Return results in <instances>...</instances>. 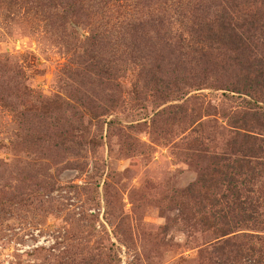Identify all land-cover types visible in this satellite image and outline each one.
I'll use <instances>...</instances> for the list:
<instances>
[{
	"label": "rangeland",
	"instance_id": "374dc122",
	"mask_svg": "<svg viewBox=\"0 0 264 264\" xmlns=\"http://www.w3.org/2000/svg\"><path fill=\"white\" fill-rule=\"evenodd\" d=\"M218 1L0 0V264H248L188 192L249 109L190 86L229 79L188 49Z\"/></svg>",
	"mask_w": 264,
	"mask_h": 264
},
{
	"label": "trees",
	"instance_id": "16d2710c",
	"mask_svg": "<svg viewBox=\"0 0 264 264\" xmlns=\"http://www.w3.org/2000/svg\"><path fill=\"white\" fill-rule=\"evenodd\" d=\"M217 6L220 10L215 25L206 21L198 23L191 35L193 44H188V49L209 59V65H217L229 79L212 85L210 69H204L200 74H191L190 86L198 90L220 88L245 96L249 109L241 119L242 124L239 122L236 127L239 131L230 144L231 158H219L220 163H226L227 170L216 165L214 172L207 171L188 192L201 204L204 225L216 229L215 223L222 224L221 241L215 252L223 262L239 258L248 264H264V236L260 233L264 231V212L254 187L264 174V138L252 131L253 127L264 125L251 124L252 120L264 122V0L261 4L258 0H220ZM131 27L137 36L146 29L144 23ZM185 41L183 37L178 38L181 48H185ZM260 48L263 52L259 54ZM208 204L211 211L207 210ZM254 243L261 248L254 247ZM253 249L257 258L251 253Z\"/></svg>",
	"mask_w": 264,
	"mask_h": 264
}]
</instances>
